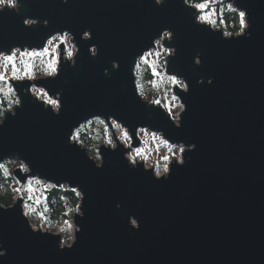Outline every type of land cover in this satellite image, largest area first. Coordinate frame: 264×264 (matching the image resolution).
<instances>
[{
  "label": "water",
  "instance_id": "obj_1",
  "mask_svg": "<svg viewBox=\"0 0 264 264\" xmlns=\"http://www.w3.org/2000/svg\"><path fill=\"white\" fill-rule=\"evenodd\" d=\"M23 3V15L48 19V27L26 28L20 16L0 14V48L39 45L68 28L81 51L75 68L37 82L50 92L64 89L61 114L23 97L17 116L0 127V157L19 153L42 174L79 184L85 216L73 249L58 251L57 238L28 230L18 206L0 211V243L8 250L0 264H264V0H237L253 27L250 37L229 42L194 25L181 0L159 7L153 0ZM165 27L177 48L169 70L190 84L181 94L187 108L179 129L131 90L128 61ZM85 28L92 32L86 42L79 40ZM89 44L98 46L97 57L88 55ZM196 51L199 68L192 64ZM112 60L120 62L118 71L111 72ZM209 76L212 85L196 84ZM92 113H112L133 127L150 124L197 147L167 180L130 170L119 152L103 149L105 163L97 169L67 144L70 128ZM130 214L139 231L130 232Z\"/></svg>",
  "mask_w": 264,
  "mask_h": 264
},
{
  "label": "clouds",
  "instance_id": "obj_2",
  "mask_svg": "<svg viewBox=\"0 0 264 264\" xmlns=\"http://www.w3.org/2000/svg\"><path fill=\"white\" fill-rule=\"evenodd\" d=\"M68 2L60 0L61 4ZM167 2L153 0L157 7ZM181 2L191 10L194 25L223 41L251 35V15L246 8L238 5L237 0ZM23 10V0H0V14L20 16L21 24L26 28L48 27V19L23 15ZM91 39V29L85 28L80 32L79 40L86 42ZM80 51L75 34L68 28L51 32L39 45L23 43L0 48V127L9 118L17 116L25 96L29 103L39 105L42 111L59 116L63 108L64 89L50 92L45 83L37 82L57 79L64 66L75 68ZM87 52L91 58H95L99 48L96 44H89ZM176 54L174 32L165 27L128 64L131 90L137 102L145 109L159 110L173 127L179 129L187 108L181 94L189 93L190 84L184 75L169 70ZM201 57L200 51L192 56V64L197 68L202 65ZM110 63L111 72L119 70L118 60ZM111 72L104 68L102 75L110 77ZM213 81L214 77H201L196 84L212 85ZM62 83L67 84V80ZM67 144L82 152L97 169L105 163L102 149L119 152L130 170L150 172L157 181L167 180L173 165L183 167L190 159L187 153L197 147L195 143L173 140L166 136L163 129L150 124H136L133 127L112 113H92L78 120L67 133ZM85 199L86 194L79 184L68 179L58 181L42 174L19 153L0 157V211L18 206L28 230L34 235L47 234L57 238L58 251L71 250L77 243L78 234L82 231L78 221L85 216ZM115 207L119 209L121 205L117 203ZM127 224L130 232L140 229V221L134 215L128 216ZM7 251L0 243V258L5 257Z\"/></svg>",
  "mask_w": 264,
  "mask_h": 264
}]
</instances>
